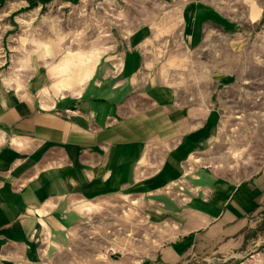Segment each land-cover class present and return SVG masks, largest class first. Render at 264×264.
Instances as JSON below:
<instances>
[{
	"label": "crops",
	"instance_id": "obj_1",
	"mask_svg": "<svg viewBox=\"0 0 264 264\" xmlns=\"http://www.w3.org/2000/svg\"><path fill=\"white\" fill-rule=\"evenodd\" d=\"M165 1L83 26L39 15L25 47L0 51V264H182L246 248L264 210V132L232 122L245 119L222 98L233 69L200 72L203 42L237 23L224 0ZM248 1L239 23L262 19V0ZM112 197L162 228L109 253L92 221Z\"/></svg>",
	"mask_w": 264,
	"mask_h": 264
},
{
	"label": "rangeland",
	"instance_id": "obj_2",
	"mask_svg": "<svg viewBox=\"0 0 264 264\" xmlns=\"http://www.w3.org/2000/svg\"><path fill=\"white\" fill-rule=\"evenodd\" d=\"M51 0L42 5L28 7L26 0H3L0 1V51L12 50L17 52L21 46H26V39H30V30L35 25L33 19L39 15L61 16L66 14L86 15L85 22L78 23L83 26L86 22L94 21L95 17L104 13L114 15L118 10L125 14L152 13L159 14L168 9L165 0ZM248 0H224L225 12L229 20L237 23L234 26L218 27L201 45L200 59L204 61L200 67L202 78H210L214 72H233L237 81L224 89L222 98L228 106V111L235 112L232 122L241 126V130L264 132V19L257 22L249 20L239 23L238 21L248 16ZM264 3V0H262ZM117 5V7H116ZM28 7V8H27ZM74 7V8H73ZM122 8V9H121ZM264 11V6L262 7ZM263 17V15H262ZM64 19V24L66 19ZM83 19V18H82ZM137 22L125 23V32L128 33ZM244 29L249 33L246 37H226L225 34L234 33ZM29 37H26L27 34ZM243 35V33H242ZM29 44V42H28ZM178 46L177 44H173ZM195 62V59L193 60ZM78 68L63 70V78L76 76ZM64 79L60 80L63 85ZM211 85H205L204 89H210ZM245 120V126L242 125ZM103 211L95 214L93 218V231L95 238H100V229L107 231L108 252L119 255L126 248V243L136 245L147 241V233L152 229L158 231L161 224H150L139 210L138 201L129 198L112 197L103 204ZM255 219V218H254ZM256 224L249 230L250 238L246 241V248L239 251L233 257H226L225 253L215 254L213 260L191 258L182 264H264V210L257 213ZM151 229V230H149ZM105 231V230H104ZM155 232V231H151ZM124 247L122 248V243ZM253 251H250L251 249ZM250 249V250H249ZM250 252V253H249ZM249 253L244 256V254ZM51 264V261H49ZM82 264V262H81Z\"/></svg>",
	"mask_w": 264,
	"mask_h": 264
},
{
	"label": "built area",
	"instance_id": "obj_3",
	"mask_svg": "<svg viewBox=\"0 0 264 264\" xmlns=\"http://www.w3.org/2000/svg\"><path fill=\"white\" fill-rule=\"evenodd\" d=\"M192 173V170H191V166L189 164H186L184 167H183V171H182V174L180 176V178L178 180H175V181H172V185L176 184L178 186V194H181V190H183L184 188V177L188 174H191ZM170 187H165V190L168 191Z\"/></svg>",
	"mask_w": 264,
	"mask_h": 264
},
{
	"label": "trees",
	"instance_id": "obj_4",
	"mask_svg": "<svg viewBox=\"0 0 264 264\" xmlns=\"http://www.w3.org/2000/svg\"><path fill=\"white\" fill-rule=\"evenodd\" d=\"M0 1H3V0H0ZM28 2V7H35L38 5V3H41L42 5L50 2L51 0H26ZM67 1H72L74 3L77 2V0H67ZM27 7V8H28ZM262 19H264V11H263V17Z\"/></svg>",
	"mask_w": 264,
	"mask_h": 264
}]
</instances>
